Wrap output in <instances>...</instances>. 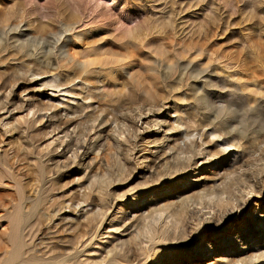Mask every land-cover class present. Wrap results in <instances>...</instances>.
I'll return each mask as SVG.
<instances>
[{
  "label": "bare ground",
  "instance_id": "obj_1",
  "mask_svg": "<svg viewBox=\"0 0 264 264\" xmlns=\"http://www.w3.org/2000/svg\"><path fill=\"white\" fill-rule=\"evenodd\" d=\"M46 1L47 5L53 2ZM42 7L45 9L43 4ZM45 7L47 9L49 6ZM19 9L20 7L17 12H20ZM16 10H8L11 13L5 10L7 13L4 11L0 23L9 22L17 13ZM21 10L25 15L35 14L33 7ZM23 15L22 13L21 16ZM45 15L47 16L46 13ZM97 29L91 27L82 37H79L78 33L73 34L76 38L74 46L80 45L82 50L78 51L72 46L67 51V57L60 53V42L57 47L53 45L58 54L54 53L56 55L52 61L48 55H43L42 59L27 57L19 52L24 46L15 47L5 43L6 41L0 43V115H7V120L15 112L27 108L26 113L32 112L28 122L31 123L28 126L29 133L32 134L27 135L28 137L39 135V138H44L56 131L55 135L63 134V138H69L67 141L60 139L57 146L49 151L47 146L45 147L44 154L34 163L38 183L50 165L58 169L60 177H70L81 170H85L89 176L99 174L93 184L86 187L76 185L74 188V184L64 183L63 189L57 192L53 191V182L47 183L50 181L47 178L40 185L33 184L31 166L23 162L27 152L17 140L5 142L0 131V211H4L0 214V222L4 215L6 218L4 228L0 224V264H80L82 261L75 259L81 252L76 246H82L94 235L105 222L108 210L116 207L114 199L104 198V192L120 184L113 177V180L106 181L105 175L111 177L114 174L113 169L116 168L120 173L124 172L128 167H125V156L131 159L132 156L145 152L148 145H156L158 141L154 137L160 134L161 126H164L163 132L170 133L166 138L167 142L160 149L153 147L154 154L149 152L147 156L141 155L135 159V170H139L141 174L150 172L153 176L160 169L166 172L171 168H177V172L182 168L180 172L184 171L186 174L188 171L185 169H190L196 158L209 157L217 164L208 186L205 187L203 181L198 184L201 192H220V186L227 192L223 185L226 178L236 174L237 170L247 164L264 161V64L260 60L248 57L245 49L238 50L237 60L224 64L230 71L225 73L229 80L225 81L228 89L224 91V81L216 80L217 78L209 81L211 76L207 74L202 77L207 71L206 64L211 61V52L200 46H189L175 41L172 38V30L151 32V29L147 28L144 32L131 33L129 39H125L127 35L117 39V35L115 37L113 33L108 34L110 31L96 32ZM35 30L38 35L39 32L45 34V29L40 25ZM10 31L13 33L8 36L7 41L20 34L15 27ZM139 37L142 42L135 43ZM106 38L117 41L118 44H111ZM78 56L83 60L82 63L78 61ZM197 58L200 60L199 66L194 63ZM124 59L127 61L122 66L117 65ZM4 61H8L9 66ZM123 66L129 67L127 77L122 73ZM215 70L223 74L222 67L217 66ZM177 72L185 73V76L171 79ZM201 77L205 81L208 80L206 86L214 88L211 90L212 96L200 95L195 86H188L185 89V97L180 100L183 103L182 111L180 114L171 115V105L179 100L175 94H180L184 81L196 82ZM105 80L112 81V89L108 93L102 92ZM28 84L36 86L30 89ZM26 92H32L28 100H37L31 103L22 101L21 95ZM15 98L21 100L19 104L13 101ZM209 104L215 106H212L213 116L215 114L213 120L207 114ZM136 110H139V114L133 113ZM144 111L154 113L156 117L166 114V118L160 122H142L146 126L144 131L148 141H136L134 119H141ZM35 114L37 116L33 119ZM87 123H91L90 129L95 130L93 142L92 139L90 142L85 139L88 134L84 132V124ZM233 125L238 126V129H231V126L235 127ZM70 126L71 133L67 130ZM152 127L157 129L150 130ZM117 137H120L119 141ZM88 143H91L90 146L94 144L95 153L90 152L92 146L89 147ZM102 164L108 168L107 173L103 172ZM239 177L235 183L239 182ZM230 182L234 184L233 180ZM92 193L94 197H91ZM243 197L244 195H233L230 200L235 202L234 206L218 205L216 209L203 206L198 210L186 212L188 220L194 215L203 219L197 223L195 230L191 228L188 234L185 233L193 223L183 218L180 220L183 229H180L176 236L166 230L159 235L155 230L157 233H154L149 241L183 246L184 238H193L195 234L203 231L205 224L206 231L210 234L215 230L225 231L233 220L237 221L234 230L241 232L242 229L237 227L251 220L250 209L246 211L245 208L256 196L253 194L245 200ZM189 198L191 197L180 198L178 203H169L164 209L170 207V210H173L175 206L180 208L179 213L173 210L179 220L185 199ZM117 201L119 202L118 199ZM124 203V206L117 207V212L122 222H130L129 227L133 226L137 233L140 230V222L150 216L152 211L160 210L139 209L128 214L126 207H133L135 204L126 201ZM210 211L214 213L213 217L207 216ZM200 237L198 234V239ZM135 239L132 237L134 247L122 259L115 258V249L109 250L112 257L110 262L130 264V258L135 250H138ZM232 242L233 239L229 243ZM88 244L90 242L85 246ZM238 245L240 247L242 244ZM242 250L237 249L240 252ZM210 251H204L205 255ZM202 252L196 251L190 257H185L184 263L197 264L200 261L197 256ZM260 257L263 258L264 253ZM254 258L255 256L249 255L239 262L250 263ZM236 263L237 261L228 259L225 263L218 264Z\"/></svg>",
  "mask_w": 264,
  "mask_h": 264
},
{
  "label": "rangeland",
  "instance_id": "obj_2",
  "mask_svg": "<svg viewBox=\"0 0 264 264\" xmlns=\"http://www.w3.org/2000/svg\"><path fill=\"white\" fill-rule=\"evenodd\" d=\"M52 1L56 3L49 2L50 5H47L48 2L46 0H0V10H2L0 11V17H2L5 10L7 12L8 10L12 12L17 9V12L20 7V12H17L9 22L4 24L0 23V39H3L0 40V43L6 41L5 43L15 47L24 46V49L22 51L19 50V52L26 54L27 57L34 56L42 59L43 55H48L51 58L50 61H52V58L58 54L55 47L59 46L61 43L62 48L60 53H62L61 55L63 57H67L69 54L67 53L68 49L74 46L76 42V38L73 34L78 33V36L82 37L84 32L91 27H95V29L98 28L96 32L104 30L103 32L108 33L110 31L108 34L113 33L115 37L117 35V39L122 35V37L127 35L125 39H129L131 33L137 34L142 31L144 32L147 28L151 29V32L160 31L162 29L164 31L172 30V38L179 43L189 46H200L211 52V61L206 64L208 65L207 71L202 74V77L206 74L209 75V77L211 76L209 81H213L217 78L216 80L219 79L221 82L224 81L223 83L225 85V81L229 80L225 73L230 71L226 69L224 64H230L236 61V52L241 49L247 51L246 55L248 57L258 59L264 64V0ZM45 2L47 3L45 4ZM42 4L45 9H43ZM45 6L52 8L48 7L46 9ZM31 7L35 8V14H31V16L25 15L21 10ZM10 8H14V10H10ZM6 11L5 13H7ZM41 12L44 13L42 14ZM55 12L56 14L54 15L53 13ZM22 13L24 14L23 16H21ZM38 13L45 17H42ZM45 13L49 16L48 18ZM165 23L166 25H164ZM38 25L45 29L46 35L41 32H39L40 36L38 35V31L35 30ZM13 27H15L17 32L20 31V34L14 39L7 41L6 39L8 36H11L13 33V31H10ZM158 27L159 29H157ZM17 32L14 31V33ZM42 35H44V37H41ZM106 39L110 41L108 40L109 38ZM140 39L141 37L138 39L136 38L134 42L139 44L142 42H140ZM110 43L118 44L117 41H110ZM74 48L78 51L82 50L80 45L74 46ZM78 61L82 63L83 60L78 56ZM126 61L127 59H124L117 65L122 66ZM199 61L198 58L195 59V65L199 66ZM4 63L9 66L8 61H4ZM217 66L223 68V74L216 72L215 69ZM128 68L129 67L123 66L122 73L126 77L128 75L127 73H129ZM7 71L9 72L10 70L7 69ZM39 71L42 72L41 70ZM114 73H116V71ZM178 76L183 78L185 73L182 74L177 72L171 79H175ZM202 77L197 79L196 82L192 80L184 81L180 94H175V96H178L177 99L179 100H176L171 105V115H176V113L180 114V111H182L183 103H181L180 100L185 97V89L188 86H195L200 95L212 96L211 90L213 91L214 88L206 86L208 80L205 81ZM28 85L30 89L36 86V84ZM102 85V92L108 93L112 89V81L110 80H105ZM227 89L228 87L225 85L224 91ZM19 91L20 89L17 90V92ZM31 95L32 92L22 94V101L26 103L36 101L37 98L28 100ZM13 101L19 104L21 100L15 98ZM212 106L214 105L209 104L207 107L208 109H206L211 120H213L215 116V114L213 116L215 106ZM26 112L27 108H24L23 111L15 112L14 115L7 120L5 119L7 115H0V131L3 134V140L5 142L17 140L16 142L27 152V157L23 162L31 166L32 183L40 185L47 178V180H50L47 183H54L53 191L55 192L63 189L62 185L64 183H66V185L74 184V188L76 185H83L86 187L91 183L93 184V181L98 179L97 177L99 174L97 176H89L86 174L85 170H81L78 173L71 174L70 177H60L58 169L53 165L47 166L38 183L34 163L44 154L45 147L47 146L49 151L57 146L60 139L67 141L69 138H63V134L55 135L56 131L47 134L44 138H39V135L28 137L32 134L29 133L28 129V126L31 124H28V122L31 120L32 112L30 114ZM133 113L139 114V110ZM133 113L132 115H134ZM143 113L144 115L141 116V119H134V121H136V141L141 139L148 141V137H146L147 135L144 131L146 126H144L142 122H160L166 118L164 116L166 114L162 115V117H156L154 113H149L147 111ZM25 114H27L26 117ZM36 116L35 114L33 119H35ZM91 125V123L84 124V132L88 134L87 138H85L86 141L88 140L87 142H90L95 136V130L90 129ZM233 126L235 127L231 126V129H238V126ZM156 129L157 127H152L150 130ZM163 129L164 126H161L159 129L160 134L154 137V139L158 141L156 145H148L145 152L138 153L132 156L131 159L129 156L124 157L125 167L128 166L130 169L127 167V170L120 173L116 168L113 169L112 174H114L112 176L110 175L111 177L105 175L106 181L113 180L114 178V180L116 179L120 184L116 187H110L104 192V198L107 200L114 199L116 207L115 209H113V207L108 210L105 216V222L99 230H97L95 233L96 235L94 234L96 237L92 235L82 246L79 244L76 246L77 250L81 252L78 253L75 259L79 262L82 261L81 263L83 264H93V262L95 264L101 262L102 264L103 261V264H115L112 261L110 262V258L112 257L109 250L115 249V258L122 259L123 256L128 255L130 249L134 247V242L131 239L135 237L138 250H135L133 256L130 258V264H190L184 263L183 259L187 256L190 257V255L196 253V251H203L200 253V256H197L200 257V261H198L197 264L225 263L228 259H233L237 261L236 264H241V262H239L240 259L249 255H253L255 258L252 259V262L246 264H264V257H260L264 253V161L247 164L242 169L237 170L236 174H232L226 178L223 185H225L227 192L222 190L221 186L220 192H201V187L198 186V184L203 181V185H205V187L208 186V181L211 176H214V169L217 164L209 157L203 158V156H199L196 158L194 160V165L188 170L185 169V171H188L186 174L184 171L180 172L182 168L179 172L176 171L178 170L177 168H171L166 172L160 169L162 172L158 170L159 172H155L153 176L150 172L141 174L139 170H135V159L141 155L142 157L147 156L149 152L154 154L155 149H153V147L159 149L164 147L167 142L166 138L170 133L163 132ZM67 130L71 133L72 126L68 127ZM120 137L122 139V136ZM120 137H117L118 141ZM91 142H93V139ZM88 144L89 147L92 146L90 152L95 153L96 150H93L94 144L92 143L91 146V143ZM203 148L204 146L202 149ZM101 168L104 173H107L108 168L105 165L102 164ZM200 168H202V170H199ZM163 172L165 173L163 174ZM161 173L162 176H160ZM85 175H87V177H85ZM237 176H240V180L235 183V180L238 178ZM254 176L256 178H254ZM230 180H233L234 184H232ZM253 194H255L256 198L250 200L249 206L245 208L246 211L250 209L249 214H251V220L237 227V229H242L241 232L234 230L237 221L233 220L225 231L216 232L215 230V232H211L210 234L207 233V225L205 224L203 231L198 233L201 237L198 239V234H195L193 238L185 237V241L182 243L183 246L166 245L162 242L149 241V238L152 237L154 233L158 232L160 235L165 230L173 232V234H175L174 236H176L177 232L183 229L180 220L183 218L184 220H188V216L185 215L186 212L198 210L203 206L214 209L218 208V205H226V207L234 206L235 202L230 200V198L233 199V195H244L243 199L245 200L250 198ZM91 197H94V193H92ZM188 197L191 198L185 199L183 213L180 215L179 220H177L176 216L173 214V210L179 213L181 211L180 208H175V206L173 210H170V207L164 209L169 203H178L180 198ZM116 199H118L119 202H116ZM125 201L135 204L133 207L125 206L128 214L136 212L139 209L152 210L160 208V210L152 211L150 216L143 221L141 220L140 230L139 233H137L133 226L129 227L130 222H122L121 216L117 212V207L124 206ZM2 213H4V211H0V214ZM207 216L213 217L214 213L210 211ZM5 219L4 215L1 219L3 223L0 222L3 228ZM202 220L203 219L197 215L191 216V219L188 221H191L193 224L190 228H187L185 233L191 231V228L195 230L197 223ZM231 239H233V242L229 243ZM89 242L90 244L85 246ZM238 244L242 245L238 247ZM238 248H242L243 250L241 252L237 251ZM206 250H211L208 255H205L204 251Z\"/></svg>",
  "mask_w": 264,
  "mask_h": 264
}]
</instances>
